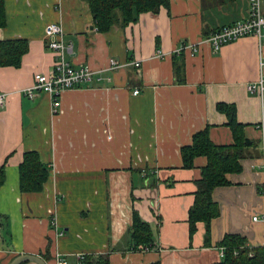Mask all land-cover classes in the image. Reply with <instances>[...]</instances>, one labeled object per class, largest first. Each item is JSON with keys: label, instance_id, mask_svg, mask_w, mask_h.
<instances>
[{"label": "crops", "instance_id": "obj_1", "mask_svg": "<svg viewBox=\"0 0 264 264\" xmlns=\"http://www.w3.org/2000/svg\"><path fill=\"white\" fill-rule=\"evenodd\" d=\"M4 7L0 41L20 39L27 47L18 63L0 65V92L8 93L0 108V264L23 254L46 264H55L57 254L67 264L106 254L109 264H214L223 257L218 243L226 234L264 244L262 106L259 93L247 89L264 77L259 43L244 35L214 50L205 41L246 18L248 0H170L169 8L106 32L95 29L84 0H5ZM50 23L63 28L68 61L100 78L91 87L65 89L57 114L47 93L24 94L35 73L53 70ZM180 57L184 83L173 71ZM111 58L120 66L111 68ZM232 116L254 145L245 148L241 171L227 174L229 185L212 192L219 214L206 244L204 222L189 237L188 211L207 159L196 156L185 168L180 149L206 127L215 145H231ZM27 151L49 167L41 191L20 189ZM133 210L152 229L148 251L129 249Z\"/></svg>", "mask_w": 264, "mask_h": 264}, {"label": "trees", "instance_id": "obj_2", "mask_svg": "<svg viewBox=\"0 0 264 264\" xmlns=\"http://www.w3.org/2000/svg\"><path fill=\"white\" fill-rule=\"evenodd\" d=\"M92 15L93 24L99 32H106L113 26L121 28L135 22L144 12L158 13L160 8H169L170 0H84ZM5 0H0V27L6 25ZM209 3H222L224 0H203ZM219 29V28H218ZM217 30V29H216ZM27 42L20 39L0 41V65L18 63L20 54L26 49ZM173 60L176 82L184 83V61ZM223 109H226L224 107ZM233 134L231 145H215L208 127L193 134L192 143L181 147L182 164L191 168L196 156H205L206 165L202 168V177L197 181L195 199L188 211V229L191 238L196 231V223H205L204 241L209 242L210 222L219 214L218 205L212 199L216 187L229 185L227 174L239 173L240 160L249 155L247 146L253 142L244 135L243 126L234 117L229 121ZM49 175V167L40 160L36 151H27L19 164V181L22 191H41ZM5 166L0 165V186L4 183ZM130 248L138 245L153 247V234L150 224L144 221L136 210L132 213V223L128 230ZM223 248V257L214 264H264V244L250 246L245 237L239 234H226L219 241ZM150 248V249H151ZM78 264H109L106 255H83ZM151 264H160L154 262Z\"/></svg>", "mask_w": 264, "mask_h": 264}, {"label": "built area", "instance_id": "obj_3", "mask_svg": "<svg viewBox=\"0 0 264 264\" xmlns=\"http://www.w3.org/2000/svg\"><path fill=\"white\" fill-rule=\"evenodd\" d=\"M248 16L230 25L223 26L205 38L214 50H218L224 43L234 41L244 35H253L259 43L260 67L264 68V10L263 0H248ZM63 28L57 23H50L46 28V34L51 40L48 46L56 51L55 64L53 70L48 73H35L33 84L24 89V94L29 97L34 96V92L41 91L47 93L51 100V111L57 114L61 108V95L65 89L91 87L99 77L87 66H73L67 59L70 47L62 40ZM185 48L183 44L180 49ZM131 64L139 68L140 60H133ZM120 64L115 59H110V67H119ZM250 93L258 92L262 106L261 128L264 127V77L260 76L257 81L247 84ZM139 89H133L132 94L137 95ZM7 92H0V108L6 102ZM264 152V142L262 143ZM257 216H253L256 220ZM264 219V217H263ZM142 251H148L151 247L139 245ZM223 256V249H221ZM80 256L79 258H82ZM55 264H67V261L58 254L54 256Z\"/></svg>", "mask_w": 264, "mask_h": 264}, {"label": "water", "instance_id": "obj_4", "mask_svg": "<svg viewBox=\"0 0 264 264\" xmlns=\"http://www.w3.org/2000/svg\"><path fill=\"white\" fill-rule=\"evenodd\" d=\"M25 261H33L36 264H46L45 261L36 255L23 254L14 257L9 264H21Z\"/></svg>", "mask_w": 264, "mask_h": 264}]
</instances>
